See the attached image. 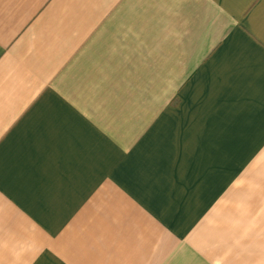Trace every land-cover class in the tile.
Masks as SVG:
<instances>
[{
  "label": "crops",
  "instance_id": "crops-1",
  "mask_svg": "<svg viewBox=\"0 0 264 264\" xmlns=\"http://www.w3.org/2000/svg\"><path fill=\"white\" fill-rule=\"evenodd\" d=\"M0 264H264V0H0Z\"/></svg>",
  "mask_w": 264,
  "mask_h": 264
}]
</instances>
